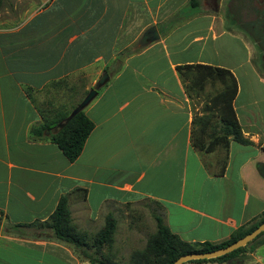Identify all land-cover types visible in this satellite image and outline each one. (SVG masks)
<instances>
[{
	"label": "crops",
	"instance_id": "obj_1",
	"mask_svg": "<svg viewBox=\"0 0 264 264\" xmlns=\"http://www.w3.org/2000/svg\"><path fill=\"white\" fill-rule=\"evenodd\" d=\"M38 2L17 25L0 27V264H93L47 224L62 195L73 223L92 234L109 213L118 229L129 228L134 216L141 219L132 211L152 204L183 240L221 242L264 213L263 95L252 89L251 101L239 104L236 69L244 63L219 56L222 49L233 58L238 44L251 65L254 45L226 26L224 13L199 10L186 17L189 0ZM178 19L204 27L184 36L173 24L161 31ZM151 28L154 41L146 38ZM227 35L230 45L224 40L221 48L217 43ZM196 63L228 68L238 80L234 107L252 144L231 141L223 175L215 174L221 151L193 145V120L203 114L209 91L190 98L177 67ZM104 73L108 80L84 109L95 127L71 162L47 130L45 137L32 134L43 121L35 93L66 79L63 86L76 97L82 75L89 77V91ZM216 123L215 115L207 142ZM262 250L264 243L222 263L186 264H264ZM88 252L113 255V247Z\"/></svg>",
	"mask_w": 264,
	"mask_h": 264
},
{
	"label": "trees",
	"instance_id": "obj_2",
	"mask_svg": "<svg viewBox=\"0 0 264 264\" xmlns=\"http://www.w3.org/2000/svg\"><path fill=\"white\" fill-rule=\"evenodd\" d=\"M189 6L193 9H198L200 0H189ZM130 53L129 49L124 51L120 55V59ZM177 69L185 83L186 92L190 98H198L207 91L208 86L213 89V91L206 92L207 100L203 106V114L196 115L193 120L192 138L194 147L201 152L211 153L217 149L222 152L215 174L223 175L228 163L231 141L234 140L244 145L252 144V141L244 135L234 107V100L239 90L238 80L230 69L209 64H185L178 66ZM65 83H67V80L62 79L53 82L51 86H63ZM31 90L28 89V94L32 96ZM87 92L85 91V94ZM33 100L35 102V99ZM76 105H73L69 110L62 107L53 108V106L48 110H44L36 105L43 121L39 126L32 129V134L35 137H45L44 131H51L49 139L57 144L71 162L80 156L87 138L95 127L94 121L86 114L85 110H82L62 127L58 128V124L65 121ZM215 115L218 116L219 123L214 125L209 137L211 140L207 142L208 128ZM218 128L219 133L217 132ZM154 218L156 221L155 232L147 239L142 249L134 250L131 253L127 261L115 260L110 253L96 257L88 252L90 248H94L95 252L99 253L104 248L111 249L114 246L118 220L113 213H109L105 218L104 225L98 232L92 234L86 230L79 229L73 223L68 196L62 195L47 224L53 229L55 237L72 244L76 252H83L84 258L93 264H172L181 255L212 251L235 242L262 223L264 221V213L253 220L250 225L239 227L232 233L230 238L221 242L185 241L178 234L171 231L158 213H155ZM262 236H264V231L248 245L228 254L216 258L197 259L188 262L215 261L222 263L228 261L248 249L264 243V239H261ZM259 239L261 240L260 243L254 245L255 241Z\"/></svg>",
	"mask_w": 264,
	"mask_h": 264
},
{
	"label": "rangeland",
	"instance_id": "obj_3",
	"mask_svg": "<svg viewBox=\"0 0 264 264\" xmlns=\"http://www.w3.org/2000/svg\"><path fill=\"white\" fill-rule=\"evenodd\" d=\"M208 3H205V2ZM37 6H39L38 0H0V27H10L11 25H17L24 19L27 15L32 12ZM185 11L184 15H190L192 12L197 13L199 10L214 12L212 5L209 0H200V7L198 9H193L189 6H185L183 9ZM221 13L226 15V26L231 29H236L241 31V36L244 43L252 42L254 48H252L253 61L252 64H246L247 50L245 46H235V54L233 58L228 56V53L223 52L220 49V60L231 61L239 63L243 61L244 65L236 69L238 73L241 92L239 96V104H246L252 99V89L259 95H263V107H264V84L259 82L260 77H264V26L260 27L259 24L264 23V0H221V6L219 10ZM177 25L178 31L176 35L184 36V33L190 30L202 29L203 24L195 25L194 21L186 22L184 20H173L170 21L167 26H161V31L165 32L170 25ZM175 27V28H176ZM236 27V28H235ZM240 35V32H238ZM229 36L218 41V45L222 48L224 45L229 44ZM193 49V48H191ZM257 67L258 74L251 72V67ZM86 75V76H85ZM82 75L83 88L82 91L77 90V95L74 97L72 91L69 90V86H49L45 89L44 93H35L36 105L42 107L44 110L50 109L52 106L63 107V109L69 110L73 105L79 103L80 97H85L86 86H88V75ZM252 77V78H251ZM71 89V88H70ZM208 91H213L210 87H207ZM65 105V106H63ZM264 111V108H263ZM222 153V152H221ZM147 204V203H146ZM148 210H140V208H135L137 211L133 212L132 215L141 216L138 219L136 216L132 218L134 223L130 227L121 225L117 230V240L118 244L113 246V257L115 260L127 261L130 258L131 253L134 250L142 249L147 239L156 230V221L154 215L156 211H153L152 204H147ZM140 210V211H139ZM151 210V211H150ZM157 214V213H156ZM140 220V221H139ZM131 231V234L129 231ZM128 231V232H126ZM115 234V239H116ZM127 234V235H126ZM264 239V236L261 237ZM129 244L126 245V243ZM260 239L255 241L254 245L260 243ZM125 243V244H124ZM264 250H262V253ZM261 255V251H259Z\"/></svg>",
	"mask_w": 264,
	"mask_h": 264
},
{
	"label": "water",
	"instance_id": "obj_4",
	"mask_svg": "<svg viewBox=\"0 0 264 264\" xmlns=\"http://www.w3.org/2000/svg\"><path fill=\"white\" fill-rule=\"evenodd\" d=\"M220 6H221V0H216L214 10L218 11ZM156 35H157V32L155 28H151L147 31L146 38L149 41H154L156 39ZM145 42L146 41L144 40L143 43ZM108 78H109L108 73H104L99 78V80L96 82L95 86L88 91V93L85 95L82 101H80L76 105V107L72 110V112L65 119V121L58 124V128L62 127L65 123H67L78 112L84 110L90 104V102L97 96L98 91L106 83ZM46 132L48 133V135L51 134V131L49 130H47ZM263 231H264V221L260 223L251 232H249L248 234L244 235L243 237L237 239L235 242L225 247L212 250V251H207V252H195V253L184 254V255H181L179 258H177L172 264H184L190 260L211 259V258H216L222 255L228 254L240 247L248 245L251 241H253L256 237H258Z\"/></svg>",
	"mask_w": 264,
	"mask_h": 264
},
{
	"label": "flooded vegetation",
	"instance_id": "obj_5",
	"mask_svg": "<svg viewBox=\"0 0 264 264\" xmlns=\"http://www.w3.org/2000/svg\"><path fill=\"white\" fill-rule=\"evenodd\" d=\"M215 1H216V0H209V3L212 5L213 9H214V7H215ZM259 26H260V27H263V26H264V23L261 22V23L259 24Z\"/></svg>",
	"mask_w": 264,
	"mask_h": 264
}]
</instances>
